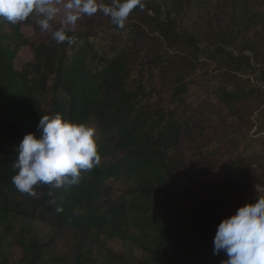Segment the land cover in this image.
Wrapping results in <instances>:
<instances>
[{
	"label": "trees",
	"instance_id": "obj_1",
	"mask_svg": "<svg viewBox=\"0 0 264 264\" xmlns=\"http://www.w3.org/2000/svg\"><path fill=\"white\" fill-rule=\"evenodd\" d=\"M141 3L123 28L100 11L47 31L0 18V221L29 235L19 264H222L219 223L258 200L264 0ZM61 28L74 43L55 41ZM57 114L95 130L100 163L21 193L19 145Z\"/></svg>",
	"mask_w": 264,
	"mask_h": 264
},
{
	"label": "clouds",
	"instance_id": "obj_2",
	"mask_svg": "<svg viewBox=\"0 0 264 264\" xmlns=\"http://www.w3.org/2000/svg\"><path fill=\"white\" fill-rule=\"evenodd\" d=\"M58 0H0V18L15 25L30 16L40 17L38 24L49 30L50 21L57 15ZM143 7L141 0H114L111 6L96 0H66L64 24H75L81 14L91 16L97 11L123 28L133 9ZM75 10V11H73ZM57 43H74L63 28L53 32ZM39 136L28 133L18 148L14 167L17 174L11 177L16 190L36 195L35 187L49 185L59 189L64 185L78 184L81 171H90L100 163L95 130L83 124H73L61 115L40 117ZM61 209H57L60 211ZM213 254L223 252L227 259L222 264H264V198L239 207L236 213L223 219L214 237Z\"/></svg>",
	"mask_w": 264,
	"mask_h": 264
},
{
	"label": "rangeland",
	"instance_id": "obj_3",
	"mask_svg": "<svg viewBox=\"0 0 264 264\" xmlns=\"http://www.w3.org/2000/svg\"><path fill=\"white\" fill-rule=\"evenodd\" d=\"M66 0H58L55 6L58 9L57 15L52 19L54 23L62 24L70 29H75L77 24H64V19L67 10L64 8ZM75 11V10H73ZM82 15V14H81ZM24 32L28 36L33 35V31L30 28H24ZM33 58L32 51L29 48H23L16 60L17 69H21L23 64L30 61ZM252 198H264V187L257 186L252 191ZM29 235L27 231L22 229L19 222L13 220V218H6L0 221V238L3 242L0 244V264H19L21 255V242L22 238H27Z\"/></svg>",
	"mask_w": 264,
	"mask_h": 264
}]
</instances>
